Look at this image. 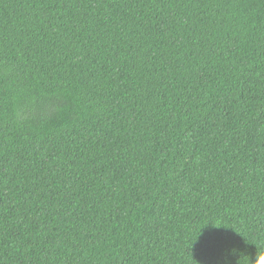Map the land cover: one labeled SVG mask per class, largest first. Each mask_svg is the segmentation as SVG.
<instances>
[{"label": "trees", "instance_id": "trees-1", "mask_svg": "<svg viewBox=\"0 0 264 264\" xmlns=\"http://www.w3.org/2000/svg\"><path fill=\"white\" fill-rule=\"evenodd\" d=\"M262 259L264 0H0V264Z\"/></svg>", "mask_w": 264, "mask_h": 264}, {"label": "clouds", "instance_id": "clouds-1", "mask_svg": "<svg viewBox=\"0 0 264 264\" xmlns=\"http://www.w3.org/2000/svg\"><path fill=\"white\" fill-rule=\"evenodd\" d=\"M232 255V253H229V256H231ZM260 264H264V259H262L261 261H260Z\"/></svg>", "mask_w": 264, "mask_h": 264}]
</instances>
